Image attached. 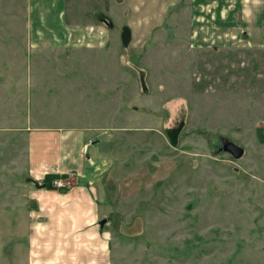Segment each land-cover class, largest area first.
<instances>
[{"label":"rangeland","instance_id":"1","mask_svg":"<svg viewBox=\"0 0 264 264\" xmlns=\"http://www.w3.org/2000/svg\"><path fill=\"white\" fill-rule=\"evenodd\" d=\"M155 1L79 5L115 49L67 55L32 54L24 6L0 0V264H25L27 133L50 127L98 145L111 264H264V0H181L150 31ZM219 2L226 30L193 39Z\"/></svg>","mask_w":264,"mask_h":264},{"label":"crops","instance_id":"2","mask_svg":"<svg viewBox=\"0 0 264 264\" xmlns=\"http://www.w3.org/2000/svg\"><path fill=\"white\" fill-rule=\"evenodd\" d=\"M12 1L15 6L20 3L24 6L23 29H20L19 35L29 38L28 49L32 54H47L50 50H58L70 55L72 50L81 48L93 51L115 49L114 45L110 47V29L99 26L97 22L91 23V17L87 18V23H78L79 5L92 4L94 0ZM190 1L194 6L195 0ZM227 1L224 0V6ZM112 2L115 3V0ZM142 2L143 0H138V6ZM175 2L181 0H160V8L159 0L153 3L152 17L143 18L146 24L151 23L150 31L164 22L166 7ZM258 2L259 0L250 1L252 4ZM222 3L219 2L215 8L218 10L215 18L205 19L193 15L198 21V27H194L193 39L207 34L204 33V20H208V36L214 34L211 27H214L216 36L226 30L224 21L229 19L225 18L227 12L224 6L222 9ZM256 10L254 19L258 21L263 15L259 9ZM212 11L214 9L211 8ZM251 30L254 29L251 27ZM125 33L129 37L149 36L148 31L133 27L131 32ZM95 38H102V42ZM61 62H66L68 67L73 66L71 61ZM112 63L114 66V62ZM31 64L36 67L43 63ZM90 135L91 131L80 128L50 127L28 131L27 176L24 186L22 184L25 190L21 210L24 220L21 226L25 228L21 241L26 252L25 256H15L18 260H24L25 264H111L109 235L105 224L107 210L103 204L105 185L103 179L95 177L92 170L99 153L98 145L91 143ZM68 171L75 172L73 184L68 190L59 191L43 185L46 174L58 175Z\"/></svg>","mask_w":264,"mask_h":264},{"label":"built area","instance_id":"3","mask_svg":"<svg viewBox=\"0 0 264 264\" xmlns=\"http://www.w3.org/2000/svg\"><path fill=\"white\" fill-rule=\"evenodd\" d=\"M74 178L75 172L68 171L66 173L58 174L56 177H53L50 180L49 185L50 187L59 191L68 190L72 186Z\"/></svg>","mask_w":264,"mask_h":264},{"label":"trees","instance_id":"4","mask_svg":"<svg viewBox=\"0 0 264 264\" xmlns=\"http://www.w3.org/2000/svg\"><path fill=\"white\" fill-rule=\"evenodd\" d=\"M57 174L55 173H48L45 175L44 179H43V183L46 185V186H50L49 185V182L50 180L53 178V177H56Z\"/></svg>","mask_w":264,"mask_h":264},{"label":"water","instance_id":"5","mask_svg":"<svg viewBox=\"0 0 264 264\" xmlns=\"http://www.w3.org/2000/svg\"><path fill=\"white\" fill-rule=\"evenodd\" d=\"M227 149L230 150L231 152L235 153L236 155H239L240 154V149L237 148V147H234V146H231V145H228L227 146ZM45 185V184H43ZM105 221H103L104 223Z\"/></svg>","mask_w":264,"mask_h":264}]
</instances>
